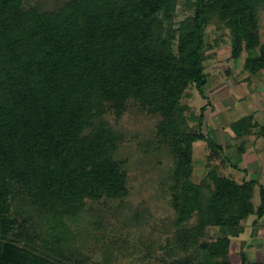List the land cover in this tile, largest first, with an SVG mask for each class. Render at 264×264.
I'll return each instance as SVG.
<instances>
[{
	"label": "trees",
	"instance_id": "obj_1",
	"mask_svg": "<svg viewBox=\"0 0 264 264\" xmlns=\"http://www.w3.org/2000/svg\"><path fill=\"white\" fill-rule=\"evenodd\" d=\"M182 1L192 12L176 20ZM262 3L66 0L46 9L0 0V264H31L19 244L26 235L50 251L36 264H59L53 258L89 246L95 216L86 200L129 193L128 173L115 157L121 133L106 114L121 117L131 102L160 117L158 133L175 159L177 238L165 247L173 257L166 264H232V238L244 231L243 221L264 215V184L238 181L217 166L201 183L193 180L195 143L224 146L204 132L206 106L199 126H191L183 98L191 85L203 91L208 83L206 29L213 20L230 30L234 59L246 52L244 68L264 70ZM230 129L236 138L256 129L264 136V123L252 113ZM239 149L246 151L245 141ZM209 226L223 233L205 245ZM104 247L109 263L112 246ZM240 264L259 263L242 250Z\"/></svg>",
	"mask_w": 264,
	"mask_h": 264
},
{
	"label": "rangeland",
	"instance_id": "obj_2",
	"mask_svg": "<svg viewBox=\"0 0 264 264\" xmlns=\"http://www.w3.org/2000/svg\"><path fill=\"white\" fill-rule=\"evenodd\" d=\"M66 0H24L27 6L56 8ZM192 10L182 1L177 10L176 20H182ZM261 41L264 43V3L258 7ZM232 34L222 23L213 20L206 29L205 66L208 83L203 91L193 84L183 98L187 106L191 126L198 127L203 106L204 132L217 143L224 146L223 151L214 150L207 141L195 143L193 180L201 183L209 170L215 166L219 172L238 181L244 180L242 154L236 146L230 124L250 113L256 120L264 123V70L251 74L244 68L247 56L232 57ZM106 118L121 133L115 157L119 159L128 173L129 193L126 196L101 199H87V214H93L94 238L89 246L80 253L69 254L68 259L53 258L59 264H166L173 257L167 255L165 247L177 238L175 219L177 212L173 206L172 185L175 159L170 147L162 141L158 133L160 117L149 113L136 103H130L121 117L110 111ZM259 129H256L257 134ZM233 136V137H232ZM233 148L230 147L229 138ZM232 164L239 169H233ZM264 182V180H262ZM254 203H260L257 189ZM196 217L190 225L196 222ZM26 227L27 220L23 219ZM248 226L241 237H233L231 242L232 264L241 263L244 240L249 256V218L244 221ZM34 227H30V229ZM36 229V228H34ZM218 226H209L202 244H209L222 235ZM27 236V237H26ZM19 238V244L30 253L31 264L36 258L49 253L43 241L32 235ZM36 236V235H35ZM96 237V239H95ZM106 244L111 245V259L105 260ZM46 250V252H45ZM53 260L50 258V262Z\"/></svg>",
	"mask_w": 264,
	"mask_h": 264
},
{
	"label": "crops",
	"instance_id": "obj_3",
	"mask_svg": "<svg viewBox=\"0 0 264 264\" xmlns=\"http://www.w3.org/2000/svg\"><path fill=\"white\" fill-rule=\"evenodd\" d=\"M234 138L236 137L234 136ZM227 139L230 141V147L233 148L234 146L231 143V137ZM236 139L239 141L236 146L238 153H240L239 145H241L243 141L246 142V151L240 153L243 156V161H241V163L244 164L242 169L245 175L244 179H257L259 183L264 184V182H262V180H264V136H259L258 134L253 133L244 138ZM238 167V165L232 164L234 170L239 169ZM257 189H259L260 193V188L257 186L255 194ZM244 221L243 224L245 229L239 236H236V238L241 237L248 228ZM249 230H251L249 231L251 233L249 234V256L248 254L247 256L250 261L264 264V215L262 217H259L257 214L249 216ZM242 243L244 244L242 250L247 253L245 249L247 243L244 240H242Z\"/></svg>",
	"mask_w": 264,
	"mask_h": 264
}]
</instances>
